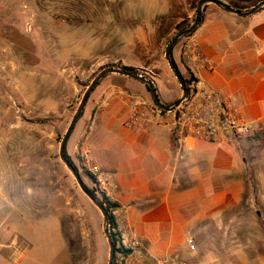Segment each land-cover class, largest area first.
<instances>
[{
  "label": "rangeland",
  "instance_id": "374dc122",
  "mask_svg": "<svg viewBox=\"0 0 264 264\" xmlns=\"http://www.w3.org/2000/svg\"><path fill=\"white\" fill-rule=\"evenodd\" d=\"M223 1L244 7L255 0ZM199 3L190 0L191 15L177 23L183 0H0V264H108L103 214L61 160V141L87 86L106 65H133L151 74L164 97L172 93L165 72L182 89L165 52L192 23ZM72 134L67 151L93 187L86 148L81 140L73 151ZM262 190L247 181V195ZM241 206L264 210L261 201L243 200ZM198 235L185 260H241L236 230ZM246 235L254 243L256 232Z\"/></svg>",
  "mask_w": 264,
  "mask_h": 264
},
{
  "label": "crops",
  "instance_id": "0c3cea01",
  "mask_svg": "<svg viewBox=\"0 0 264 264\" xmlns=\"http://www.w3.org/2000/svg\"><path fill=\"white\" fill-rule=\"evenodd\" d=\"M183 1L186 9L177 23L191 15L190 0ZM210 4L194 35L214 68L192 70L189 37L174 47L173 57L182 74L192 72L202 85L239 106L253 133L236 144L196 138L176 142L158 115L130 127L133 101L148 99L150 91L140 80L111 73L93 91L69 145L76 151L82 140L92 152L113 182L112 199L127 209L147 250L184 259L196 248L189 241L198 233L234 229L244 249L238 264H264V210L241 206L243 200L264 205V190L246 192L249 179L264 189V7L241 18ZM162 77L170 81L172 93L161 98L180 97V85L166 72ZM249 231L256 232L254 243Z\"/></svg>",
  "mask_w": 264,
  "mask_h": 264
},
{
  "label": "built area",
  "instance_id": "2783aa9c",
  "mask_svg": "<svg viewBox=\"0 0 264 264\" xmlns=\"http://www.w3.org/2000/svg\"><path fill=\"white\" fill-rule=\"evenodd\" d=\"M187 57L193 71L212 69L215 66L212 59L199 49L198 38L194 34L189 36ZM162 113L158 105L139 96L133 101L127 125L139 127L145 120L158 115L176 142L196 138L236 144L254 130L239 106L216 90L202 85L200 81L194 83L193 91L181 105L175 110L167 111L166 115ZM85 153L89 170L97 177L106 196L112 198V180L101 171L88 148ZM113 212L118 221L119 245L122 248L118 254V264H194L173 253L157 255L147 250L129 220L127 209L119 205ZM189 242L191 248H195L193 240Z\"/></svg>",
  "mask_w": 264,
  "mask_h": 264
},
{
  "label": "water",
  "instance_id": "95a60500",
  "mask_svg": "<svg viewBox=\"0 0 264 264\" xmlns=\"http://www.w3.org/2000/svg\"><path fill=\"white\" fill-rule=\"evenodd\" d=\"M210 3H214L217 6H219L220 8L227 10L229 12H233V13L245 15V16L251 15V14L255 13L256 11H258L259 9L264 7V0L259 1L258 3L252 5L248 8L235 7L231 4H228L227 2H225L223 0H200L196 16H195L194 20L192 21V23L189 24L188 26H186L181 31H179L176 35H174V37H172V39L167 44L166 52H165L166 59L170 65L171 69L175 73L177 79L179 80L181 86H182V90H183L182 95L173 101H170V102L164 101L161 98V95L159 93L157 83L151 74H148V73L144 74V73H141L139 71L130 70V69H127L121 65H106V66L102 67L97 72V74L94 76V78L92 79L90 84L87 86V88L83 94V97L80 101V104L78 106V109H77V111H76V113H75V115H74L63 139H62V141H61L60 150H59V155H60L61 160L64 162V164L70 170V172L73 174V176L76 178V180H77L80 188L82 189V191L91 199V201L99 208V210L103 214V217H104L103 228H104V232H105V235H106L108 243H109L108 264H113L114 260H115V256H116V245H115V241H114V238L112 235L110 217H109V214L106 211L105 207L103 206V204L99 201V199H97L96 197H94L90 193L88 188L85 186V183H84L80 173L77 171V169L75 168L73 163L68 159V157L66 155V144H67L68 138H69L77 120L79 119L83 109L85 108L87 100H88L91 92L98 85L101 78L104 75L109 74V73H117V74L129 76V77H132L134 79L145 82L148 85V90L152 93L153 99L155 100L156 104L160 108H162L166 111L175 110L179 105H181L183 103V101L188 97L189 89H188V87L184 81V78H183L179 68L177 67V65L175 64V62L173 60V47L180 40L187 37L201 23L202 15H203V12L205 11V7H206V5H208Z\"/></svg>",
  "mask_w": 264,
  "mask_h": 264
},
{
  "label": "trees",
  "instance_id": "16d2710c",
  "mask_svg": "<svg viewBox=\"0 0 264 264\" xmlns=\"http://www.w3.org/2000/svg\"><path fill=\"white\" fill-rule=\"evenodd\" d=\"M204 19H205V14H204V12H203V15H202V20H201V23L187 36V37H189V36H191L194 32H196L197 31V29L203 24V22H204ZM186 37V38H187ZM180 42V41H179ZM177 44V43H176ZM176 44L174 45V47L176 46ZM174 47H173V49H174ZM173 60H174V62H175V64L177 65V63H176V61H175V59H174V57H173ZM121 66H123V67H125V68H127V69H130V70H134V71H141L138 67H136V66H132V65H121ZM177 67H178V65H177ZM180 70V69H179ZM181 72V71H180ZM110 74V73H109ZM181 74H182V72H181ZM108 74H106V75H104L102 78H101V80L99 81V83H98V85L102 82V80L107 76ZM188 77H184V75L182 74V76H183V78H184V81H185V83H186V85H187V87H188V89H189V95L191 94V92L193 91V89H194V83L197 81V78L194 76V74L192 73V72H188ZM146 86H147V88H148V85L145 83V82H143ZM97 85V86H98ZM96 86V87H97ZM95 87V88H96ZM95 88H94V90H95ZM93 90V91H94ZM92 91V92H93ZM92 92H91V94H92ZM90 94V95H91ZM90 97V96H89ZM89 99V98H88ZM88 101V100H87ZM155 101V100H154ZM156 103V102H155ZM87 104V103H86ZM161 109V111L162 112H164V113H166L167 111L166 110H164V109H162V108H160ZM84 112H85V108L83 109V111H82V113H81V115H80V117H79V119L83 116V114H84ZM78 119V120H79ZM78 120H77V122H78ZM77 122H76V124H77ZM75 124V125H76ZM74 128H75V126H74ZM74 128H73V130H74ZM73 130H72V132H73ZM72 132H71V134H72ZM70 134V135H71ZM70 137V136H69ZM68 140H69V138H68ZM67 143H68V141H67ZM66 155H67V157H68V159L73 163V165L75 166V168L77 169V171L80 173V170H79V168H78V166L76 165V163L72 160V158H71V156L69 155V153H68V151H67V144H66ZM81 175V174H80ZM87 175L89 176V178L92 180V182H94V184H95V186H93V187H89V186H87L86 184H85V186L88 188V190L90 191V193L94 196V197H96L97 199H99V201L103 204V206L105 207V209H106V211L108 212V214H109V217H110V223H111V229H112V235H113V238H114V241H115V245H116V256H115V260H114V263L113 264H118V254L122 251V248L120 247V245H119V231H118V224L116 223V221H115V217H114V215H113V213H112V211H113V209H115V207H117V206H119V203L118 202H116V201H113L112 199H110L109 197H107V196H100V194H99V190H98V187H97V185H96V177H95V175H93L92 173H90V172H88L87 171ZM85 183V182H84Z\"/></svg>",
  "mask_w": 264,
  "mask_h": 264
}]
</instances>
